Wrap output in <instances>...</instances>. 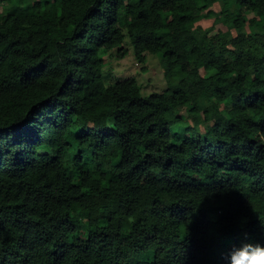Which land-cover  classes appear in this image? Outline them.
<instances>
[{
    "label": "trees",
    "instance_id": "obj_1",
    "mask_svg": "<svg viewBox=\"0 0 264 264\" xmlns=\"http://www.w3.org/2000/svg\"><path fill=\"white\" fill-rule=\"evenodd\" d=\"M126 37L164 90L105 84ZM242 243L264 246V0H0V264Z\"/></svg>",
    "mask_w": 264,
    "mask_h": 264
},
{
    "label": "rangeland",
    "instance_id": "obj_2",
    "mask_svg": "<svg viewBox=\"0 0 264 264\" xmlns=\"http://www.w3.org/2000/svg\"><path fill=\"white\" fill-rule=\"evenodd\" d=\"M122 48L120 52L114 49L102 55L105 84L133 78L141 86L143 96L165 89L166 83L159 55H147L144 63L138 62L134 57L133 44L127 37Z\"/></svg>",
    "mask_w": 264,
    "mask_h": 264
},
{
    "label": "clouds",
    "instance_id": "obj_3",
    "mask_svg": "<svg viewBox=\"0 0 264 264\" xmlns=\"http://www.w3.org/2000/svg\"><path fill=\"white\" fill-rule=\"evenodd\" d=\"M224 260L226 264H264V246L252 243L233 246Z\"/></svg>",
    "mask_w": 264,
    "mask_h": 264
}]
</instances>
